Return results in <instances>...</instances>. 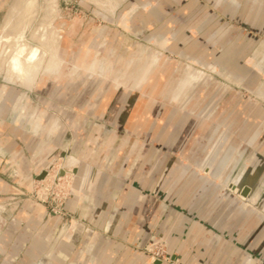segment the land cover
<instances>
[{
  "label": "crops",
  "instance_id": "obj_1",
  "mask_svg": "<svg viewBox=\"0 0 264 264\" xmlns=\"http://www.w3.org/2000/svg\"><path fill=\"white\" fill-rule=\"evenodd\" d=\"M151 1L141 3L133 21L137 29L152 25L154 34H170L173 46L191 59L215 63L227 73L241 76L259 72L255 60L259 55L264 57L258 50L264 43V0ZM80 72L63 68L49 72L39 84L28 87L30 93L11 89L0 100V196L19 194L21 188L30 190L58 153H68L80 161L76 185L90 199L78 218L112 240L105 241L101 253L99 235L79 221L73 222L76 231L72 241L65 242L60 239V220H45L43 207L28 201L16 214L24 226L12 223L0 231V252L4 254L0 264H33L45 251L51 254L45 264H78L87 241L90 264H155L134 248L149 242L164 243L181 264H264L262 221L210 189L188 163L176 157L188 147H171L172 133L169 140L160 132L153 144L142 140L133 145L128 131L121 129L117 132L120 136L109 135L121 138V145L113 146L108 135L100 142L97 123L111 121L108 108L117 103L115 97L123 85L107 83L102 96L82 101ZM146 85L136 84L129 92L140 90L141 98H147ZM70 88L74 98L68 102L65 91ZM33 89L41 96L30 97ZM50 89L57 93L50 94ZM153 95L149 104L166 105ZM173 102L167 105L173 106ZM51 106L58 112L56 117L50 116ZM68 106L76 109L70 114L72 133L61 130L59 135H51L46 124L52 119L58 124L64 121ZM170 112L167 128L178 111ZM136 132L134 128L132 133ZM65 138H69L68 143ZM4 158L17 173L12 181L4 178ZM250 175L242 184L251 186L249 194L253 189L255 196H261L264 181L258 190L257 170ZM76 201L69 206L74 209Z\"/></svg>",
  "mask_w": 264,
  "mask_h": 264
},
{
  "label": "rangeland",
  "instance_id": "obj_2",
  "mask_svg": "<svg viewBox=\"0 0 264 264\" xmlns=\"http://www.w3.org/2000/svg\"><path fill=\"white\" fill-rule=\"evenodd\" d=\"M15 1L18 0H0V31ZM32 1L21 7H35L33 10L36 11L31 10V15L36 16L29 17V10V15L25 16L26 9L23 14L24 9L19 8L21 13L17 14L19 17L15 22L18 26L25 23V20H19L20 14L26 19L30 18L31 22H28V18L26 23L31 26L25 31L23 40L36 52L48 50L46 44L55 39L52 42L55 41L56 54L63 64L49 72L61 68L66 72L80 70L82 101L88 97L102 96L107 83L123 85L115 97L117 103L108 108V114L113 120H99L97 123L101 127L98 128L100 142L106 141L107 135L120 136L117 132L121 129L128 131L129 141L133 145L142 140L150 145L158 133L162 132L163 137L172 133L171 147H188L187 151L177 153L176 157L188 163L194 173L208 183L210 189H215L224 199H232L240 208L255 213L264 224V192L261 196H255L252 189L247 196L242 195L244 187H251L243 184L255 170L258 190L264 181V57L259 55L255 60L260 66L258 73L241 76L227 73L215 63L191 59L184 50L173 46L170 34H154L152 25L144 30L135 27L133 21L141 10V3L151 0H35L39 11L35 2V6L30 4ZM16 39H5L0 46V100L11 89L19 94L30 93L28 87L41 82L46 75L43 65L51 58L50 54L42 58L37 73L27 71L22 74L24 72L14 71L10 56L17 47L16 43L19 45ZM258 50L264 52V43L259 44ZM21 54L28 59L31 52L22 51ZM35 73L37 75L34 76ZM69 73L72 77L73 73ZM29 76L35 80L29 84L31 86L26 84ZM139 83L143 86L147 84L144 94L147 98H141L140 90H131L130 94V89ZM49 92L57 93L54 89ZM65 92L67 101L73 100L74 90L70 88ZM39 93L33 89V94L29 96L37 98L41 96ZM154 93L162 98L165 106L149 104L148 98L154 96ZM171 101H174V105H167ZM174 109L178 112L172 122L167 123L170 125L167 128L166 120ZM73 112L76 109L66 107L67 118L59 121V124L56 119L49 120L46 129L55 136L61 130L67 135L72 133L74 123L71 122L70 114ZM185 113L188 114L182 117ZM56 115V108L51 106L50 116ZM181 117L182 120L178 121ZM134 128L137 129L136 133H132ZM68 140L65 138L66 143ZM108 140H114L113 146L122 144L118 136H109ZM2 163L7 168L4 178L12 181L17 175L16 171L7 158ZM79 167L80 161L77 158L68 153H58L45 168L43 179L34 180L30 190L21 188L19 194L0 196V231L12 223L19 228L23 227L24 222L17 220L16 214L30 201L43 207L45 220L59 219L63 229L60 239L71 242L76 231L73 222L80 221L79 213L90 200L87 194L79 192L80 188L76 185L75 176ZM31 173L35 175L36 170L33 168ZM75 199L76 207L73 209L69 205ZM80 222L89 232L91 230L99 235L101 240L98 246L103 253L105 241H111L112 238L91 226L87 220ZM88 246L87 241L78 264H90L87 261ZM134 248L148 262L153 263L152 258L159 257L165 260L163 264H181L178 258L169 254L162 242H149ZM49 256L51 254L45 251L33 264H45ZM3 259L4 254L0 252V261Z\"/></svg>",
  "mask_w": 264,
  "mask_h": 264
},
{
  "label": "bare ground",
  "instance_id": "obj_3",
  "mask_svg": "<svg viewBox=\"0 0 264 264\" xmlns=\"http://www.w3.org/2000/svg\"><path fill=\"white\" fill-rule=\"evenodd\" d=\"M25 1H27V0H25ZM25 1L24 0H18V1H15L14 3H13V5L11 6V8H10V12H8L9 13V15H8V17H7V19L5 20V22H4V25L2 26V29H1V31H0V46L2 45V41H4L5 39H11V37H15V38H17L18 40H19V45L16 43V45H17V47L12 51V56H10L11 58V63H12V65H13V69H14V71L16 70V71H18V73H22V72H24V73H22V74H25L27 71H29V72H39V71H36L37 69H38V67H39V65L42 63L41 61H42V58L45 56V55H47V54H50V60H48V62L46 63V65H43V71L45 72L44 74H47V72H49L52 68H55L56 66L57 67H59L60 65H62L63 63L60 61V59L58 58V56H57V49L55 48V46H54V42H52L53 40H55V39H53L52 41H49V44L47 45L46 43V46H47V48H48V50H46V49H42V50H40V51H38V52H36L37 50H35V49H33V47L30 49V46L31 45H28V44H25V42H24V40H23V35L25 34V31L27 30V28H29L28 26L30 25V24H28V22L30 23L31 22V20H30V18L29 17H31L32 15H34V14H32L31 15V13H33L31 10H33V8H35V7H31V9H27V7H25V9H26V11H27V15L25 14V16H28L29 14H30V16L29 17H27V19L29 18V20H28V22L26 23V18L23 16V14L24 13H26V11H25V9L23 8V7H21V6H23L24 4L26 5L29 1H31V0H29L28 2H26L25 3ZM48 1V0H47ZM51 1V0H50ZM53 1V0H52ZM34 2H35V0L34 1H32V3H30L32 6H35V4H34ZM45 2H46V0H45ZM44 2V3H45ZM36 3V7L38 6V4H37V1L35 2ZM47 3H49V2H47ZM29 4V5H30ZM46 4V3H45ZM51 4V3H50ZM96 4V3H95ZM106 4V3H105ZM49 5V4H48ZM53 5H55L54 3H53ZM52 6V5H51ZM29 7V6H28ZM46 7V6H45ZM19 8H21V9H24L23 10V14H20V19L19 20H21V21H23V20H25V23L23 22V24H19V26H18V24L15 22L16 21V19H18V17L19 16H17V14L18 13H21V12H19V10L21 11V9H19ZM38 8L39 7H37V10H38ZM47 8H48V6H47ZM36 9V8H35ZM34 9V10H35ZM41 9V8H40ZM42 9H44L45 10V8H42ZM52 9H53V7H52ZM51 9V10H52ZM28 10L30 11L29 12V14H28ZM33 10V11H34ZM54 10V9H53ZM36 11V10H35ZM39 11V10H38ZM47 11H49V10H47ZM37 13V12H36ZM46 14H47V12H46ZM48 15V14H47ZM17 16V18H15ZM34 16H36V15H34ZM44 16V15H43ZM23 17L25 18V19H23ZM49 17V16H48ZM33 18V17H32ZM31 18V19H32ZM34 18H36V17H34ZM45 18V17H44ZM44 18H42V21H44L43 19ZM33 20V19H32ZM47 21V20H46ZM21 23V22H20ZM44 23V22H43ZM46 25H47V23H46ZM31 26V25H30ZM43 26V25H42ZM41 27V26H40ZM14 28H16V29H14ZM56 32V31H55ZM54 32V33H55ZM36 36V35H35ZM57 38V37H56ZM17 39H16V41H17ZM52 43H53V45H52ZM56 45V44H55ZM35 50V51H34ZM22 51H30L31 52V54H30V57L28 58V59H25L24 58V56L21 54V52ZM35 52V53H34ZM155 61V60H154ZM155 64H156V62H155ZM153 67H154V65H153ZM33 69V70H30V69ZM151 69V68H150ZM153 69V68H152ZM48 70V71H47ZM109 70V69H108ZM13 71V72H14ZM42 71V72H43ZM149 72V71H148ZM34 74V76L35 75H37V74ZM21 79H23V78H21ZM20 79V80H21ZM27 80H26V84H32L33 83V81H34V77L32 78L31 76H29L28 78H26ZM189 82H191L190 80H189ZM29 86H31V85H29Z\"/></svg>",
  "mask_w": 264,
  "mask_h": 264
},
{
  "label": "water",
  "instance_id": "obj_4",
  "mask_svg": "<svg viewBox=\"0 0 264 264\" xmlns=\"http://www.w3.org/2000/svg\"><path fill=\"white\" fill-rule=\"evenodd\" d=\"M72 171H73V170H72ZM73 172L75 173L76 171H73ZM60 174L63 175V171H61ZM44 175H45V173H43V174L39 177V180H40V179H43ZM249 192H250L249 188H248V187H244V188H243V191H242V195H243V196H247V195L249 194ZM155 264H161V263L158 261V262H155Z\"/></svg>",
  "mask_w": 264,
  "mask_h": 264
},
{
  "label": "built area",
  "instance_id": "obj_5",
  "mask_svg": "<svg viewBox=\"0 0 264 264\" xmlns=\"http://www.w3.org/2000/svg\"><path fill=\"white\" fill-rule=\"evenodd\" d=\"M152 260H154V262H160L161 264L165 263V260L159 258V257H153Z\"/></svg>",
  "mask_w": 264,
  "mask_h": 264
}]
</instances>
